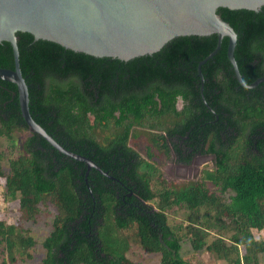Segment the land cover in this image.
<instances>
[{"label":"trees","instance_id":"1","mask_svg":"<svg viewBox=\"0 0 264 264\" xmlns=\"http://www.w3.org/2000/svg\"><path fill=\"white\" fill-rule=\"evenodd\" d=\"M215 13L236 35L233 59L243 83L264 78V5ZM15 38L32 120L112 178L91 168L85 175V164L28 132L15 86L0 80V140L8 141L0 148L4 201L14 202L26 221L35 220L42 204L54 211L39 241V264H134L114 248L120 244L158 254L160 264H197L182 257L184 245V254H209L217 264H264V242L251 234L264 230V82L251 89L237 83L225 37L200 66L201 93L196 64L213 50L215 35L173 38L128 61L72 52L27 33ZM0 68H13L6 42H0ZM134 129L165 155L164 140L176 138L177 163L188 164L195 153L212 155L211 171L163 186L153 164L129 145ZM18 131L28 134L17 147L12 134ZM152 183L161 186L153 190ZM173 214L181 221H170ZM25 233L0 219L6 255L0 264H12L14 252L37 243Z\"/></svg>","mask_w":264,"mask_h":264},{"label":"water","instance_id":"2","mask_svg":"<svg viewBox=\"0 0 264 264\" xmlns=\"http://www.w3.org/2000/svg\"><path fill=\"white\" fill-rule=\"evenodd\" d=\"M263 5L264 0H0V42L9 44L13 62L12 69L0 68V80L15 86L19 113L28 132L67 158L85 163V175L94 168L106 176L90 160L58 145L30 117L27 88L18 68L15 34L27 33L35 41L119 61L151 55L173 38L215 35L213 50L196 64L200 93V66L216 53L225 37V55L234 78L240 86L250 89L264 78L248 85L243 83L233 59L236 35L215 11L226 8L255 12Z\"/></svg>","mask_w":264,"mask_h":264},{"label":"rangeland","instance_id":"3","mask_svg":"<svg viewBox=\"0 0 264 264\" xmlns=\"http://www.w3.org/2000/svg\"><path fill=\"white\" fill-rule=\"evenodd\" d=\"M143 130L134 129L129 139V145L139 154V156L145 160H148L149 163L153 164V167L157 170V176H159L160 181L163 182V186L166 185H178L186 183L188 181L199 180L202 175V171H211L212 161L209 159H197V162H192L190 166L186 168H180L174 165H171L170 158H162L161 155L157 154L151 146L146 141V137L143 133ZM13 143L15 146H19L21 142L27 137V133L23 131H18L12 134ZM8 141L0 140L1 150L5 149V146ZM149 148L150 158H147V150ZM1 167L3 170H6V162L3 160L1 162ZM161 185L152 183L151 189L157 190ZM228 194L224 196L226 200ZM16 204L5 203L3 198V188L0 182V219L4 220L9 224H13L18 232L27 234L33 238L37 243L34 246L19 252H14L15 261L12 264H39L40 260L43 258L44 250L40 247L39 241L47 236L49 231L50 218L53 215V209L47 204L40 205V212L35 217L34 221H26L19 216V213L16 209ZM168 218L172 222L181 221L179 217L173 215H168ZM252 237L255 240H260L264 242V230L256 231L251 230ZM122 237L120 234H118ZM116 235V237L120 238ZM182 257L187 261H192L197 264H217L213 259V256L205 253L198 255L184 254L186 252V245L183 246ZM115 249L123 250L124 256L132 261L134 264H160L158 254H147L137 247H131L127 245V248L123 249V246L115 245ZM239 252H242V247L239 246ZM6 259V255L0 246V262Z\"/></svg>","mask_w":264,"mask_h":264},{"label":"flooded vegetation","instance_id":"4","mask_svg":"<svg viewBox=\"0 0 264 264\" xmlns=\"http://www.w3.org/2000/svg\"><path fill=\"white\" fill-rule=\"evenodd\" d=\"M230 68H231V66H230ZM232 70V69H231ZM233 72V71H232ZM234 76V75H233ZM259 79V78H258ZM257 80V79H256ZM264 82V81H263ZM255 87V86H254ZM247 89V88H246ZM251 89V88H250ZM203 103H204V101H202ZM205 107L208 109V107L205 105ZM175 108H176V110L177 111H179L181 108H182V102L180 101V100H177L176 101V103H175ZM158 109H159V106H158ZM209 110V109H208ZM87 115V117H88V120H89V122H90V124H92V122H93V117L92 116H90L89 115V113H87L86 114ZM114 115L116 116L117 115V113H114ZM200 126H203V125H200ZM28 131V130H27ZM189 131H190V128L188 129V131L187 132H185V136L183 137V140H188L189 139V137H190V133H189ZM25 132V131H24ZM28 134V133H27ZM163 137H166L164 134L162 135ZM24 141V140H23ZM164 142H165V144H166V146H167V150H168V152H167V154L165 155V154H163V153H157V154H159V155H161V157L162 158H170L171 159V165L174 167V165L175 166H177V167H180V168H186V167H188V166H190L191 165V163L192 162H197L196 160L197 159H199V158H201V159H209V158H211V161H212V165H213V156L212 155H201V154H197V153H195L192 157H191V160L189 161V163L188 164H180V163H177L176 162V155H175V153H174V145L176 144V143H178V141H177V139L176 138H174V137H171L170 139H168V138H166L165 140H164ZM191 150L189 149V148H187V150L186 151H184V153H189ZM137 153V152H136ZM87 159V158H86ZM89 160V159H88ZM93 163V162H92ZM83 164H85V163H83ZM94 164V163H93ZM95 165V164H94ZM96 166V165H95ZM85 167H86V165H85ZM213 167V166H212ZM91 169H94V168H91ZM95 170V169H94ZM97 172V171H96ZM106 178H108V179H110V180H112V178L111 177H109L108 175H107V173H106Z\"/></svg>","mask_w":264,"mask_h":264}]
</instances>
